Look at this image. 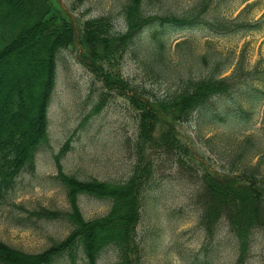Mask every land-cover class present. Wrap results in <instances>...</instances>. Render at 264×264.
Listing matches in <instances>:
<instances>
[{
  "label": "trees",
  "instance_id": "trees-1",
  "mask_svg": "<svg viewBox=\"0 0 264 264\" xmlns=\"http://www.w3.org/2000/svg\"><path fill=\"white\" fill-rule=\"evenodd\" d=\"M162 1L122 0L119 8L122 27L116 31L111 15L96 16L80 25L57 0H0V199L11 197L17 178L34 174L37 156L44 149L49 151L48 110L62 50L78 43L82 61L89 70L100 74L107 86L111 82L112 86L117 83L121 87L125 81L114 67L133 46L148 79L159 82L173 79L174 88L162 100L155 96L147 98L143 93L130 95V104L138 114L137 136L132 141L136 163L124 182L80 180L64 173L61 161L71 149L72 137L63 142L58 152L53 153L56 175L52 180L63 189L68 210L40 208L28 214L38 221L67 222L71 231L62 241L52 242L37 253L17 250L0 240V264H53L61 257L67 264H77L78 253L84 264H100L102 254L115 248L116 261L104 264H143L142 243L136 234L143 204L147 194L155 191L163 180L172 178L173 173L162 176L160 182L156 180L154 162L150 156H142L141 149L163 151L183 166L185 158L192 155L178 141L173 125L188 122L197 110L198 121L206 119L218 124L233 119L230 111L221 114L211 110L209 103L240 93L245 78L241 59H220L218 54L207 53L201 57L204 71L189 75L192 74L189 69L182 76L185 72L174 68L168 59L163 29L198 28L212 37H234L259 31L260 23L241 20L244 12L233 20L219 13L206 18L213 0H198L181 13L163 9ZM211 61L215 62L209 67ZM230 70L229 76H224ZM251 96L255 110L264 97L258 91ZM103 102L101 99L99 106ZM96 113L94 109L87 112L79 127L93 120ZM236 116L240 120L247 118L240 111ZM132 146L128 148L132 150ZM254 148L251 157L256 153ZM235 156L227 173H236L237 178L247 180L249 185L225 183L223 178L209 172L201 176L204 188L196 197L202 207L197 225L204 231L207 246L197 255L213 259V249L218 247L212 243L224 224L234 241L233 264H247L256 246V236L264 235V173L257 166L246 165L243 158L250 156L248 153L246 157ZM186 169L191 175L192 169ZM181 175L183 182L190 179L186 173ZM80 196L107 202L110 205L107 213L84 219L77 204Z\"/></svg>",
  "mask_w": 264,
  "mask_h": 264
},
{
  "label": "rangeland",
  "instance_id": "rangeland-1",
  "mask_svg": "<svg viewBox=\"0 0 264 264\" xmlns=\"http://www.w3.org/2000/svg\"><path fill=\"white\" fill-rule=\"evenodd\" d=\"M57 1L80 25L87 19L109 14L115 22V30L122 27L119 13L122 0ZM197 1L163 0L160 5L171 13H181L188 11ZM242 12L241 20L258 22L261 29L234 37H212L198 28L163 29L168 59L174 68L185 72L182 76L190 71L192 74L189 75L204 71L206 68L201 57L208 53L218 54L220 59H241L239 63L245 78L239 94L209 103L211 110L221 114L230 111L233 119L218 124L206 119L198 121L200 111L197 110L188 122L173 125L178 141L187 146L192 155L185 158V165L180 166L163 151L156 152L151 147L141 149V155L150 156L154 162L156 180L173 173L172 178L159 181L158 187L147 194L143 204L141 221L136 228L144 253L143 264L234 263V241L224 224L212 243L213 247H218L213 249L214 260L197 255L207 245L204 231L197 225L202 207L196 197L203 192L201 176L207 172L218 179L223 178L225 183L249 185L247 180L237 178L236 173H227L236 154L238 157L245 154L246 157L248 153L250 156L243 158L246 165L257 166L258 171L264 173V98L254 110L251 96L258 91L264 97V0H213L205 17L219 13L233 20ZM81 53L76 43L62 50L58 56L56 84L48 110L49 151L44 149L37 156L34 174L17 178L11 197L0 199V240L4 245L23 252H40L52 242L65 239L72 229L67 222L38 221L28 214L40 208L68 210L63 189L52 180L56 175L53 153L58 152L63 142L72 137L71 149L61 161L64 173L80 180L124 182L136 163L132 144L137 136L138 114L130 104V95L132 92L143 93L147 98L155 96L162 100L174 90L173 79L160 82L148 79V73L139 64L133 46L114 67L125 81L121 84L122 89L117 83L114 84L116 88L111 82L110 87L107 86L100 74L89 70L82 61ZM214 62L211 61L209 67ZM230 72L225 76H229ZM140 88H144L145 92ZM101 99L104 102L99 106ZM93 109L98 112L96 117L79 127L83 117ZM239 111L247 118L240 120L242 118L236 116ZM253 147L256 153L251 157ZM188 167L192 169L191 175L187 174ZM181 172L190 179L183 182ZM77 204L86 220L104 216L110 206L105 201L83 196L78 197ZM256 237V246L247 264H264V235ZM116 254V248L108 249L99 263L115 262ZM53 264L67 262L61 257ZM77 264H84L79 253Z\"/></svg>",
  "mask_w": 264,
  "mask_h": 264
}]
</instances>
